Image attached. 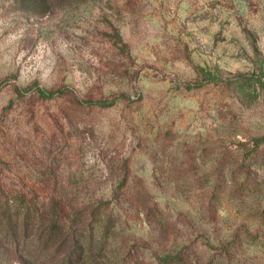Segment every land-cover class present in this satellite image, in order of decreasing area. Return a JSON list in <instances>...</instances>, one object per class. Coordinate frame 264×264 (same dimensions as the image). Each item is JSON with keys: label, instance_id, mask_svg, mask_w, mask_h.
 Segmentation results:
<instances>
[{"label": "rangeland", "instance_id": "rangeland-1", "mask_svg": "<svg viewBox=\"0 0 264 264\" xmlns=\"http://www.w3.org/2000/svg\"><path fill=\"white\" fill-rule=\"evenodd\" d=\"M0 264H264V0H0Z\"/></svg>", "mask_w": 264, "mask_h": 264}, {"label": "trees", "instance_id": "trees-1", "mask_svg": "<svg viewBox=\"0 0 264 264\" xmlns=\"http://www.w3.org/2000/svg\"><path fill=\"white\" fill-rule=\"evenodd\" d=\"M28 90H34L36 94H38L40 97H43V98H51L56 95H61V93L63 94V93L68 92L67 89L52 91V90H45L37 85H34V86L31 85V86L24 88L23 90H19L18 94L21 96L24 94V92H27ZM83 103L86 105H96L99 107H104L109 104L106 101H95V102L94 101H84Z\"/></svg>", "mask_w": 264, "mask_h": 264}]
</instances>
